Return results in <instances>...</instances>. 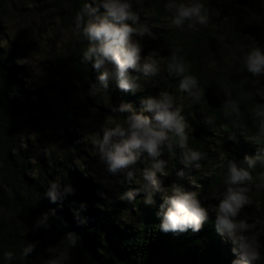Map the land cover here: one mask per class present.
<instances>
[{
	"label": "trees",
	"instance_id": "16d2710c",
	"mask_svg": "<svg viewBox=\"0 0 264 264\" xmlns=\"http://www.w3.org/2000/svg\"><path fill=\"white\" fill-rule=\"evenodd\" d=\"M16 1L22 0H0V209L7 212V217H0V264H48L56 257L60 264H233L238 256L233 253L231 241L216 231V214L212 210L208 209L209 219L199 232H164L158 216L164 202L162 191L156 192L153 205L143 202V193L131 203L119 198L123 192L138 189L142 177L129 181L123 174H101V169L94 168L96 152L79 132L72 93L77 87L82 93L89 91L85 99L94 109L104 110L101 103L111 108L130 103L139 111L142 98L168 91L194 131L188 134L189 147L206 153L200 164L209 163L213 170L210 176L192 170L181 180L176 172L187 169L180 162L182 150L177 146L174 154L165 152L168 175L157 174L162 188L174 182L188 191L218 188L224 185L229 159L243 164L246 156L264 155V145L246 138L258 131L251 110L264 104V99L249 93L255 91L253 82L257 79V87H264V76L253 77L242 63L251 48L264 50V0H201L209 13L207 26L197 24L191 28L186 22L185 31L176 30L172 40L160 34L169 30H152L165 47L159 61L160 72L155 77H142L143 90L136 93L122 91L114 81L104 89L98 79L102 69L94 68L92 62L81 63L88 41L75 32L65 45L66 54L58 51L59 56L56 55L61 80L45 87L28 83L30 74L21 65L23 50L9 38L3 25L8 4ZM28 1L35 8L41 2ZM85 2L95 6V0H49L60 19L73 25ZM151 3L159 12L163 10L164 0ZM100 10L104 11L102 7ZM173 52L185 58L191 74L198 78L203 93L198 104L184 92L190 99L187 107L175 97L180 90L179 78L167 70ZM149 55L141 53L142 58ZM225 85L241 109L239 128L232 126L235 117L223 115ZM106 109L111 112L109 107ZM129 115L111 112L120 123H126ZM205 116L214 124L206 125ZM230 135L236 138L230 139ZM150 163L144 153L136 167L143 170ZM251 171L249 196L253 203H261L264 211V163L258 162ZM52 182L60 184L56 203L46 196ZM68 186L72 188L70 194L64 191ZM247 207L241 211V218ZM45 213L49 216L47 229L60 248H48L39 234L45 228H34L37 218ZM260 229L264 225L258 226ZM68 233L79 237L75 246L64 240ZM29 243L35 248L23 257L22 249ZM258 243L261 255L257 264H264V235L258 237ZM9 251L14 253L11 261L4 256Z\"/></svg>",
	"mask_w": 264,
	"mask_h": 264
},
{
	"label": "clouds",
	"instance_id": "9594fccd",
	"mask_svg": "<svg viewBox=\"0 0 264 264\" xmlns=\"http://www.w3.org/2000/svg\"><path fill=\"white\" fill-rule=\"evenodd\" d=\"M140 3L141 0H135L137 6ZM101 7L104 11L100 10ZM133 7V0H95V6L85 2L74 17V32L82 34L88 41L81 56V63L92 62L94 68L102 69L98 79L104 89L114 81L122 91L140 92L143 90L141 78L155 77L160 72L159 61L153 54L145 58L141 56V44L134 37L143 38L152 33L146 23L140 22V16L133 11ZM165 8L171 13L170 24L176 28H182L186 22H190L189 27L197 24L207 26L209 22V13L201 0H189L187 3L169 0ZM242 63L253 77L264 76V50L261 47L251 48L244 55ZM190 67L184 57L175 52L171 53L167 64L169 75L178 77L180 91L187 93L198 104L203 93L198 78L191 74ZM259 84V79L253 82L255 91L249 93V96L264 99V87H257ZM223 93V115L225 118L235 117L232 126L239 128V103L232 98V90L227 85L224 86ZM141 104L139 111L130 103L112 107L113 113L127 112L130 115L125 120L126 123L117 122L113 116L106 118L111 121V126H105L93 141L99 162L112 176L119 177L123 174L129 181L136 180L138 174L142 177L143 183H140L138 189L120 194L119 198L123 201L131 203L137 194L143 193V202L153 205L156 192L164 193V202L158 212L162 231L183 233L191 229L193 232H199L209 219V210L199 199V192L188 191L179 182L162 188L157 174L168 175L166 169L169 161L164 158L165 152L174 154L177 146L182 150L180 162L187 169V172L184 169L176 172L181 180L193 169L198 171L201 168L200 161L206 158V153L189 147V123L182 114L183 110L176 105L174 96L168 91L162 90L158 96L144 97ZM251 112L253 119L258 122V131L251 137H245L256 144L264 145V104H257ZM204 123L210 126L214 124V120L205 116ZM229 138L236 137L230 135ZM144 153H147L151 163L140 170L136 165ZM258 162L264 163V155L246 156L243 164L229 159L223 176L225 190L219 197H214L219 201L214 209L215 228L222 237L231 241L233 253L238 256L233 264H257L260 260L258 237L264 235V229H257L261 221L250 223L240 217L241 211L253 203L249 196L250 184L253 181L251 170L256 168ZM120 183H123V180ZM191 184L196 187L194 183ZM59 191L60 184L52 182L46 196L52 203H56ZM64 191L70 194L72 188L68 186ZM48 221L49 216L45 213L37 218L34 228L43 226L47 229L50 227ZM78 239L75 233H68L64 238L72 246L76 245ZM34 248L35 244L29 243L22 249L21 255L28 257ZM4 256L11 261L14 253L9 251ZM48 264H60L59 257L49 260Z\"/></svg>",
	"mask_w": 264,
	"mask_h": 264
},
{
	"label": "rangeland",
	"instance_id": "374dc122",
	"mask_svg": "<svg viewBox=\"0 0 264 264\" xmlns=\"http://www.w3.org/2000/svg\"><path fill=\"white\" fill-rule=\"evenodd\" d=\"M135 2V0H133ZM177 3H187L189 0H176ZM169 3V0H164L162 5L163 10L159 12L151 3V0H141L139 6L134 3L133 11L140 16V22L146 23L149 29H165L169 30L167 33H160L162 37L173 39V34L176 30L185 31V27L176 28L170 24L171 13L165 8V5ZM5 32L9 38L19 45L23 50V61L21 65H25L30 76L27 78V82L33 86L45 87L50 84L60 81L61 71L57 70L59 53L66 54L65 45L73 39L74 25L69 20H61L56 8H53L49 0H41L40 5L37 8L32 7L31 3L26 1H16L14 4H8V8L5 13ZM131 23V22H129ZM190 22H187V26ZM195 27V26H194ZM191 27V28H194ZM135 40H138L141 44L142 51L145 53L153 54L155 58L160 61L161 55L164 52V45L161 39L158 41L154 34L145 35L143 38L136 36ZM141 51V53H142ZM74 93V92H73ZM72 93V100L74 102V116L76 122H79L81 129L79 132L84 136V139L93 146V141L102 132L105 126H111V121L106 119L111 116L112 108L104 103L100 105L105 108L94 109L91 104L85 99V95L89 96L90 92L82 93L77 87L75 94ZM175 96L178 101L181 100L187 107L190 105V99L186 94H183L180 90ZM93 100V97L91 98ZM109 107L111 112L106 111ZM188 134L194 133L192 128L187 129ZM195 137V136H194ZM196 138V137H195ZM94 157L97 163L94 165L95 169H101V174L105 171L104 166L99 162L97 150ZM139 169V168H138ZM195 170V169H193ZM213 170V166L207 163L198 170L199 173L204 176H210ZM138 174L136 178H139ZM262 183L264 184L263 180ZM109 189L111 187H108ZM261 188V187H260ZM225 190V186L208 187L207 189H200L198 192L202 194V204L212 210L219 201L214 197H219ZM244 217L251 223L255 220H260L261 225H264V211L260 204L252 203L244 211ZM0 217H7V212L0 209ZM40 229V228H39ZM41 236V242H43L48 248L52 249L59 247L56 237L49 229L39 230ZM53 247V248H52Z\"/></svg>",
	"mask_w": 264,
	"mask_h": 264
}]
</instances>
